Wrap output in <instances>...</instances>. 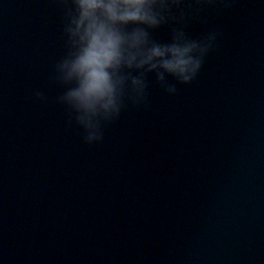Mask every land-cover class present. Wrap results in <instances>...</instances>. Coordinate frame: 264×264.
Returning a JSON list of instances; mask_svg holds the SVG:
<instances>
[{"label": "clouds", "instance_id": "1", "mask_svg": "<svg viewBox=\"0 0 264 264\" xmlns=\"http://www.w3.org/2000/svg\"><path fill=\"white\" fill-rule=\"evenodd\" d=\"M56 2L64 51L50 76L62 89L55 102L68 114L65 130L75 126L82 143L94 146L130 108L150 110V79L169 97L197 79L222 32L213 28L193 38L189 26L207 25L212 12L231 10L234 0ZM161 29L168 31L166 42L154 36ZM32 95L48 102L42 90Z\"/></svg>", "mask_w": 264, "mask_h": 264}]
</instances>
